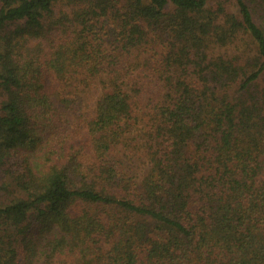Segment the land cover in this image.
Returning a JSON list of instances; mask_svg holds the SVG:
<instances>
[{"label": "trees", "instance_id": "trees-1", "mask_svg": "<svg viewBox=\"0 0 264 264\" xmlns=\"http://www.w3.org/2000/svg\"><path fill=\"white\" fill-rule=\"evenodd\" d=\"M0 264H264V0H0Z\"/></svg>", "mask_w": 264, "mask_h": 264}]
</instances>
